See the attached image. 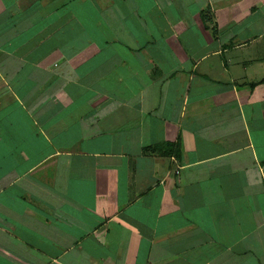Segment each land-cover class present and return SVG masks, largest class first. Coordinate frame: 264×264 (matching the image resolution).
Returning a JSON list of instances; mask_svg holds the SVG:
<instances>
[{"label":"crops","instance_id":"crops-1","mask_svg":"<svg viewBox=\"0 0 264 264\" xmlns=\"http://www.w3.org/2000/svg\"><path fill=\"white\" fill-rule=\"evenodd\" d=\"M0 264H264V0H0Z\"/></svg>","mask_w":264,"mask_h":264}]
</instances>
